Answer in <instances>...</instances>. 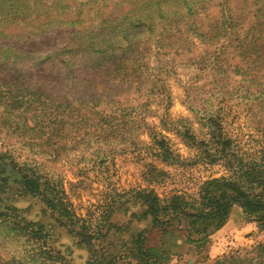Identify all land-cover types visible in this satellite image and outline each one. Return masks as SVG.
I'll use <instances>...</instances> for the list:
<instances>
[{"label": "rangeland", "instance_id": "1", "mask_svg": "<svg viewBox=\"0 0 264 264\" xmlns=\"http://www.w3.org/2000/svg\"><path fill=\"white\" fill-rule=\"evenodd\" d=\"M155 1L147 0L145 7L141 0L107 1L104 21L129 17L125 35L136 44L125 57L107 50L99 54L93 59L95 68L88 62L92 55H49L52 47L68 39L58 28L36 48H0V150L11 146L15 156L37 159L40 168L58 180L55 184L78 218L73 226L83 224V232L95 235L93 248L80 235L68 233L36 200H21V215L32 220L43 236L40 241L45 239L63 264H88L90 258L112 259L111 264H264V248L256 249L264 245L263 212L249 215L233 204L224 225L196 245L178 233L164 236L148 230L149 218H139L144 206L126 200L124 191L136 187L159 196H195L204 181L225 178L264 202V0H214L202 14L203 36L184 27L179 15L174 19L179 22L160 39L156 32L163 22ZM176 2L181 15L187 14V0ZM130 9L133 16L124 13ZM221 22L226 29L215 39L208 37L205 30L212 27L214 33ZM44 23L50 24L33 18L28 26ZM47 41L49 46L44 45ZM130 66L138 68L137 74ZM36 92L46 97L44 104L51 110L67 99L73 104L83 96L89 100L94 92L115 98L112 117L98 130L100 149L87 148L80 160L68 162L67 149H84L86 137L71 129L77 123L66 119H46L45 134L30 142L21 112ZM79 112L97 120L86 109ZM90 123L85 132L93 131ZM111 206L114 226L105 234L100 216ZM95 224L101 227L95 229ZM2 229L0 225V240ZM146 230L145 247L158 251L150 259L154 261L144 263L136 259V239ZM33 254L29 262L21 259L18 264H44L45 252L36 246Z\"/></svg>", "mask_w": 264, "mask_h": 264}, {"label": "trees", "instance_id": "2", "mask_svg": "<svg viewBox=\"0 0 264 264\" xmlns=\"http://www.w3.org/2000/svg\"><path fill=\"white\" fill-rule=\"evenodd\" d=\"M107 1L110 0H0V48L10 49L18 45H21V48H36V44L49 39L52 30L58 28L63 36H68V39L61 46L55 45V47H52L49 50L50 56H56L60 53H74L75 57L82 55L90 58L92 55V60L88 61L92 68L96 66L93 59L106 50L119 53L125 57L130 52V48L136 44L125 35L126 30H128L126 23L130 18L123 17L119 22H112V20L105 22L106 12L104 8ZM164 1H155L159 5L157 10L161 12L162 21L159 22H163L162 26H158L160 30L156 32L159 39L168 35V28H172L176 22H179V20H174L179 15L184 21V27L192 28L197 36L204 35L202 14L207 13L212 8L214 0H187V14L183 16L181 15L182 7L178 6L179 2H176L178 0ZM116 2L114 5H116ZM146 4L147 0H141L143 7ZM165 5L166 8H164ZM222 11L220 10L219 13L223 14ZM131 12V9L124 11L127 14ZM184 16H186V19ZM33 18L46 20L50 24L28 26L29 20ZM115 20H118V18H115ZM225 22H221V26L214 33L211 30L212 27L205 30L209 35L208 37L215 39L214 35L226 29L223 26ZM175 30L179 32L176 27ZM48 42H45L44 45L48 44L49 46ZM153 46L156 47L157 44ZM137 70L138 68L133 67L135 74H137ZM6 92L10 93L9 90H6ZM85 94L84 92L83 95ZM34 96L35 98L27 97V107L21 112L24 114L23 129L27 138L32 139H30V142H33V138L45 134L46 131L43 129L45 128L46 119L49 118V122L60 121L62 123L66 119V123H77V125L71 126V129L76 132L83 131L86 137V147L84 149H80V151H76L75 147L67 149L64 155L68 162L74 159L80 160L84 157L83 150H87V148L96 145L98 146L97 149H100V145L96 140L98 130H104L102 122L112 117L111 105L116 103L115 98H109L103 93L94 92L89 100L83 96L80 103L73 104L72 100L67 99L64 105L51 110V107L45 106L44 100H46V97L41 92H36ZM97 105H100V110H95ZM80 108L86 109L93 117L96 116L97 120L89 118L86 114L81 115ZM74 110H77L75 118L72 116ZM106 110L109 111L105 112ZM90 121H93V124L90 123L89 127L94 129L85 132V124ZM26 141L29 142L27 139ZM70 150L73 151L70 153L71 155L69 154ZM77 152L78 154H76ZM14 153L15 148L11 146H8L5 150H0V225H3L4 230L2 229V232L5 233L0 240V264H18L21 259L29 262L34 258L35 253L32 255V252L36 246L39 251L47 254L43 259L44 264H63L62 257L59 261L58 256L54 257L50 253L51 250L45 244V239L40 241L43 236L38 233V228L34 229L32 220H27L24 215H21V212L25 209L18 206V203L24 199L36 200L43 206L42 211L48 212L50 217H54L56 222L66 227L68 233L80 235L82 242L93 248L95 235L83 232L85 229L83 224L77 227L73 226L77 225L78 218L74 216L69 203L64 199L62 191L55 184L58 180H54L47 175V172L40 168L37 159H29L27 156L21 158L15 156ZM50 155L53 157V154ZM58 155L56 154L55 157H60ZM245 173H248V170H245ZM253 182L257 183V180H253ZM124 193L127 196L126 200L140 202L144 206L139 218H149L150 226L148 230L156 229L164 236L178 233L182 235L185 242L196 245H201L204 241H207L214 231L224 225L233 204L240 205L244 212L249 215L259 212L264 213V202L258 194L249 196L237 183L225 178H213L204 181L199 186L195 196L188 195L186 192H170L159 196L152 190L139 187L125 190ZM113 210L114 206L107 207L100 216L102 224L105 225V234L114 226L109 220ZM94 227L96 229L101 226L95 224ZM92 232L95 233L93 229ZM145 233H147V230L142 231V234H139L138 239H136L138 243L136 259L147 263V261L149 262L150 259L157 256L155 253L158 250L153 252L152 249L145 247L147 240ZM262 247L264 248V245H258L256 249ZM93 254H95V251ZM154 259L150 261L152 262ZM113 261L111 259L108 262H101L100 258L94 260L90 258L88 264H111Z\"/></svg>", "mask_w": 264, "mask_h": 264}]
</instances>
